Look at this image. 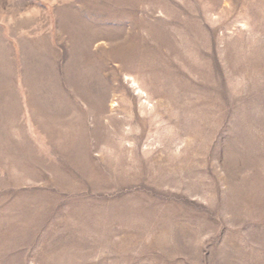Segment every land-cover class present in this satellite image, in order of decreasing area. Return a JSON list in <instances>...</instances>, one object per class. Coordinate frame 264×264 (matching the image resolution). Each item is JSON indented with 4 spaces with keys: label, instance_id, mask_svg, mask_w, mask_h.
<instances>
[{
    "label": "rangeland",
    "instance_id": "374dc122",
    "mask_svg": "<svg viewBox=\"0 0 264 264\" xmlns=\"http://www.w3.org/2000/svg\"><path fill=\"white\" fill-rule=\"evenodd\" d=\"M0 264H264V0H0Z\"/></svg>",
    "mask_w": 264,
    "mask_h": 264
}]
</instances>
